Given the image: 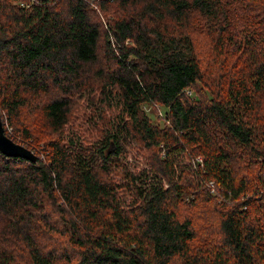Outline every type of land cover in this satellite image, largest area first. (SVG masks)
<instances>
[{
    "label": "trees",
    "instance_id": "1",
    "mask_svg": "<svg viewBox=\"0 0 264 264\" xmlns=\"http://www.w3.org/2000/svg\"><path fill=\"white\" fill-rule=\"evenodd\" d=\"M0 108V264H264V0H0Z\"/></svg>",
    "mask_w": 264,
    "mask_h": 264
},
{
    "label": "rangeland",
    "instance_id": "2",
    "mask_svg": "<svg viewBox=\"0 0 264 264\" xmlns=\"http://www.w3.org/2000/svg\"><path fill=\"white\" fill-rule=\"evenodd\" d=\"M98 6L95 8L97 10ZM112 8V7H111ZM115 11V10H114ZM97 13L102 17V12L97 10ZM96 13V14H97ZM97 14V15H98ZM201 53V52H200ZM201 58L204 62H206L207 58L204 53H201ZM84 94H81L79 96H74L71 100L72 107H71V121L66 124L64 128V132H68L70 134L76 133L81 135V137L84 139V143L86 145H89V143L94 144L99 137L102 136L103 126L105 122L108 119L107 115H111V113L114 112V109L108 108L107 106L104 108V114L105 118H100L99 120H96V112L93 113V104H90L91 101L87 100L86 96H82ZM29 104L33 107L31 109L30 107L23 108L21 110L20 114V123L23 122L26 123L27 120H30L31 123H35L36 121H44V115L41 110L42 100L41 99H32ZM159 109V108H158ZM4 119L6 121L8 129L11 131L12 134L17 131V134L20 136H24L21 131L22 129L16 128V126L9 122L8 114L4 111V109L0 108ZM160 110H162V113H164V109L160 107ZM147 111L149 114H151V117L154 121L159 122L160 125L163 124V122L158 121V117L161 115H157L151 107H147ZM45 127V124L41 125L37 129H42ZM21 130V131H20ZM32 133L37 134V131L30 128L29 129ZM55 133H51L49 130H44L39 133V138L35 140V149L39 151V154L43 150L41 148H44L47 141L51 139H55L57 136ZM43 138V139H41ZM21 140H24L21 138ZM20 144V143H19ZM28 148V147H27ZM150 158H149V150H147L145 147H142V144L140 142L135 143L134 145H131L128 152V161L133 162L137 165L136 169H141V167H146ZM116 177V176H115ZM213 185V184H212ZM60 241L63 242L64 248H68L65 246L64 242V236L60 237ZM70 249V248H68Z\"/></svg>",
    "mask_w": 264,
    "mask_h": 264
},
{
    "label": "water",
    "instance_id": "3",
    "mask_svg": "<svg viewBox=\"0 0 264 264\" xmlns=\"http://www.w3.org/2000/svg\"><path fill=\"white\" fill-rule=\"evenodd\" d=\"M0 150L9 157H22L36 160V155L26 146L15 142L6 135L4 125L0 116Z\"/></svg>",
    "mask_w": 264,
    "mask_h": 264
},
{
    "label": "built area",
    "instance_id": "4",
    "mask_svg": "<svg viewBox=\"0 0 264 264\" xmlns=\"http://www.w3.org/2000/svg\"><path fill=\"white\" fill-rule=\"evenodd\" d=\"M0 116H1V119H2V122H3V125H4V129L7 127V124L5 123V120H4V116H3V114L2 113H0ZM7 131H8V133H11V131L8 129V127H7ZM6 135L8 136V134L6 133ZM10 137V136H9ZM16 142V141H15ZM18 143V142H17ZM20 143V142H19ZM20 144H22V145H24L23 143H20ZM25 146V145H24Z\"/></svg>",
    "mask_w": 264,
    "mask_h": 264
}]
</instances>
